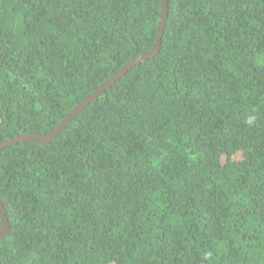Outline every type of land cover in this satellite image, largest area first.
<instances>
[{"label": "trees", "instance_id": "obj_1", "mask_svg": "<svg viewBox=\"0 0 264 264\" xmlns=\"http://www.w3.org/2000/svg\"><path fill=\"white\" fill-rule=\"evenodd\" d=\"M160 7L0 0V144L148 53ZM0 202V264H264V0H167L153 58L0 148Z\"/></svg>", "mask_w": 264, "mask_h": 264}, {"label": "water", "instance_id": "obj_2", "mask_svg": "<svg viewBox=\"0 0 264 264\" xmlns=\"http://www.w3.org/2000/svg\"><path fill=\"white\" fill-rule=\"evenodd\" d=\"M166 16H167V0H161L160 20L158 22L157 35H156V39H155L152 49L148 53L140 55L138 58L134 59L130 63L123 66L115 74H113L106 81L100 84V86L92 94H90L87 98H85L78 106L73 108L69 112V114L66 116V118L63 119L54 128L52 132L44 136L25 134V135L19 136L18 138L1 143L0 148H3L8 145H13L21 141H35L38 144H47L52 139L56 138V136L62 131V129H64L69 124V122L73 119L74 116H76L78 113L84 110L91 102H93L96 98H98L105 91H107L127 70L131 69L132 67L138 65L141 62H144L150 58H153L158 53L159 46H160V39L162 37V31L164 28ZM0 220H1V228H0V239H1L5 236L7 232V220H6L5 211H4V208L1 202H0Z\"/></svg>", "mask_w": 264, "mask_h": 264}]
</instances>
